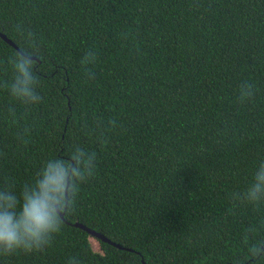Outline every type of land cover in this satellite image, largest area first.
<instances>
[{
	"label": "trees",
	"instance_id": "trees-1",
	"mask_svg": "<svg viewBox=\"0 0 264 264\" xmlns=\"http://www.w3.org/2000/svg\"><path fill=\"white\" fill-rule=\"evenodd\" d=\"M0 32V191L95 158L60 232L0 264H264V202L235 196L264 162V0H0ZM21 56L38 102L10 94Z\"/></svg>",
	"mask_w": 264,
	"mask_h": 264
},
{
	"label": "clouds",
	"instance_id": "clouds-1",
	"mask_svg": "<svg viewBox=\"0 0 264 264\" xmlns=\"http://www.w3.org/2000/svg\"><path fill=\"white\" fill-rule=\"evenodd\" d=\"M89 58L94 59L91 53ZM14 70L10 94L25 103L38 102L40 96L35 91L38 81L30 60L18 57ZM251 95V86L243 85L241 98ZM94 160V156L79 149L68 158L47 161L35 183L26 185L19 198L9 190L0 191V254L45 248L61 230L60 216L66 201L74 199L77 185L93 175ZM235 196L250 204L264 202V162L258 165L247 190Z\"/></svg>",
	"mask_w": 264,
	"mask_h": 264
},
{
	"label": "water",
	"instance_id": "water-1",
	"mask_svg": "<svg viewBox=\"0 0 264 264\" xmlns=\"http://www.w3.org/2000/svg\"><path fill=\"white\" fill-rule=\"evenodd\" d=\"M0 38H2L10 46H12L14 49H16V50H18L20 52V50L17 47V45L14 44V42H12L10 39H8L7 36L5 34H3L2 32H0ZM29 58L30 59H36L34 57H29ZM67 203H68V200L66 201V205H67ZM66 208L67 207H65V210H66ZM63 215H64V213H61V217H63ZM74 226L76 228H80L83 231L87 232V234H89L90 237L95 238L98 241H102V242H106L108 244L114 245V246H116L119 249H126V248H123L121 245L114 243L112 240H110L109 238H107L106 236H104L103 234H101L100 232H97V231H95V230H93V229H91V228H89V227L81 224L80 222L74 223ZM126 250H129V249H126Z\"/></svg>",
	"mask_w": 264,
	"mask_h": 264
},
{
	"label": "rangeland",
	"instance_id": "rangeland-1",
	"mask_svg": "<svg viewBox=\"0 0 264 264\" xmlns=\"http://www.w3.org/2000/svg\"><path fill=\"white\" fill-rule=\"evenodd\" d=\"M90 242L94 246L95 249H99V243L95 238H90Z\"/></svg>",
	"mask_w": 264,
	"mask_h": 264
}]
</instances>
